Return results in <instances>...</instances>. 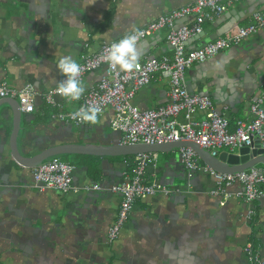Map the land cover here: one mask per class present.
Listing matches in <instances>:
<instances>
[{"label":"crops","instance_id":"1","mask_svg":"<svg viewBox=\"0 0 264 264\" xmlns=\"http://www.w3.org/2000/svg\"><path fill=\"white\" fill-rule=\"evenodd\" d=\"M194 1L0 0V82L15 89L30 85L38 93L35 110L21 113L18 151L28 158L53 147H84V153L54 157L75 167V187H101L77 194L40 188L32 178L33 168L11 154L13 115L8 105L0 106V264H248L247 244L254 246L264 264V199L247 204L235 196H212L213 179L185 169L179 153L187 147L184 142L149 152L155 163L148 166L146 178L171 193L137 200L119 236L109 242L107 232L121 197L108 188L131 175L135 155H119L127 151L118 150L95 156L86 151L120 148L121 136L110 126L111 109H105L96 124L76 126L52 119L56 110L43 99L63 78L57 70L61 57L70 55L80 62L102 44ZM255 13L264 14V0L231 3L202 24L201 34L189 38L186 49L231 36L249 25ZM193 22L189 15L176 27ZM166 34L162 29L140 41L139 61L171 57ZM103 71L102 67L87 74L82 81L85 89L94 86ZM185 83L189 93L210 97L230 131L237 120L249 121L251 103L264 94V28L193 65L185 72ZM168 94V82L156 74L131 102L140 110L155 109L167 103ZM57 101L65 113L78 108L75 101L61 97ZM232 151L223 148L218 155ZM255 168L264 170L260 163ZM240 189L235 184L229 192Z\"/></svg>","mask_w":264,"mask_h":264},{"label":"built area","instance_id":"2","mask_svg":"<svg viewBox=\"0 0 264 264\" xmlns=\"http://www.w3.org/2000/svg\"><path fill=\"white\" fill-rule=\"evenodd\" d=\"M236 1L238 0H195L140 27L139 30L143 33L140 41L166 29V40L172 47V55L160 58L145 57L138 61V66L132 72L113 68L105 59L107 49L118 40L102 44L96 53L85 56L78 62L82 67L80 77L82 81L91 72L102 67L104 71L98 82L85 89L80 100L75 101L78 103L76 110L88 105H97L101 107L102 112L111 109L110 126L120 134L121 147L184 142L197 144L211 156H217L223 148L253 149L257 146L264 151V94L258 95L251 103V119L237 120L234 130L230 131L228 120L218 112L210 97L189 93L185 83V72L193 65L201 64L230 46L240 44L249 35L264 28V14L255 13L249 25L240 27L231 36L217 38L198 49H186L187 40L201 34L202 24L206 20H211L214 15H221ZM189 15L194 16V22L190 26L176 27L177 21ZM156 74L168 82V101L155 109L140 110L131 100L137 91L155 78ZM54 89L43 95L46 103L56 110L52 114V119L73 123L76 126L83 125L71 119L70 114L76 110L67 113L62 111L61 104L57 101V97L60 96L55 94ZM37 95L30 85L15 89L9 87L5 81L0 82V100L15 99L21 113L30 114L35 110ZM198 113H203L204 116L197 118ZM179 153L189 173L200 171L213 179L214 189L210 191L212 196L224 199L235 196L247 204L264 199L263 169L221 173L201 164L200 158L190 147L180 148ZM154 163L155 158L151 153L135 155L131 175H125L118 184L108 188L109 192L121 197L116 220L107 232L109 242L117 239L137 200L171 193L167 187L146 178L148 166ZM74 169L73 165L53 157L33 168L32 178L40 188L55 190L62 194L101 190L98 185L75 187L72 178ZM235 184L241 186V189L231 194L229 188ZM244 253L248 264H263L259 252L252 244L245 246Z\"/></svg>","mask_w":264,"mask_h":264},{"label":"water","instance_id":"3","mask_svg":"<svg viewBox=\"0 0 264 264\" xmlns=\"http://www.w3.org/2000/svg\"><path fill=\"white\" fill-rule=\"evenodd\" d=\"M8 105L10 111L12 112V129L11 134L9 136V142H10V150L11 154L14 156L15 160L19 162L21 165L26 166L28 168H35L36 166L42 164L43 162H46L49 158L54 156H61L65 154H81L84 153V150L82 148H49L47 150H44L32 157L25 158L23 157L20 152L18 151V148L16 146L15 140L17 136V132L20 129V116L21 112L19 111L18 103L15 99L12 98H5L0 100V106ZM3 120V114L0 113V123ZM177 143H167V144H157L153 146H145V145H137V146H130V147H121L118 149H113L110 151L105 150H99L96 152H93L91 150L89 151V154L95 155V156H109L111 152L114 151H120L124 150L127 151L125 153H119V155H137L140 153H149L152 150H160V148H165L168 146L175 145ZM187 147L192 148L200 160L213 170L221 173H235L240 172L244 170H251L255 168V165L260 163L264 167V151L258 149L257 146H255L253 149L243 147L239 149H235L232 151L231 154L228 156L223 157L222 154H219L218 156H211L206 150L200 148L195 143H186ZM71 147V146H69ZM86 153V152H85Z\"/></svg>","mask_w":264,"mask_h":264},{"label":"clouds","instance_id":"4","mask_svg":"<svg viewBox=\"0 0 264 264\" xmlns=\"http://www.w3.org/2000/svg\"><path fill=\"white\" fill-rule=\"evenodd\" d=\"M143 33L134 29L130 34L124 35L107 49L106 61L113 68H119L123 72H132L137 66L140 57L138 44ZM57 70L64 77L56 83L54 92L56 95L69 102L79 101L85 92V86L80 79L81 65L72 56H63L57 63ZM102 113L97 105L81 106L71 113V119L82 124H96Z\"/></svg>","mask_w":264,"mask_h":264},{"label":"bare ground","instance_id":"5","mask_svg":"<svg viewBox=\"0 0 264 264\" xmlns=\"http://www.w3.org/2000/svg\"><path fill=\"white\" fill-rule=\"evenodd\" d=\"M245 171V170H244ZM73 178V177H72ZM74 185V184H73ZM70 193H73V192H70ZM74 194H77V193H74Z\"/></svg>","mask_w":264,"mask_h":264}]
</instances>
